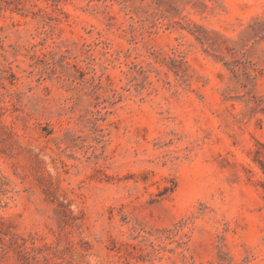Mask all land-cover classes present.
<instances>
[{
    "label": "rangeland",
    "instance_id": "374dc122",
    "mask_svg": "<svg viewBox=\"0 0 264 264\" xmlns=\"http://www.w3.org/2000/svg\"><path fill=\"white\" fill-rule=\"evenodd\" d=\"M0 10V264H264V0Z\"/></svg>",
    "mask_w": 264,
    "mask_h": 264
},
{
    "label": "trees",
    "instance_id": "16d2710c",
    "mask_svg": "<svg viewBox=\"0 0 264 264\" xmlns=\"http://www.w3.org/2000/svg\"><path fill=\"white\" fill-rule=\"evenodd\" d=\"M18 2L16 3L15 0H0V10H2L3 8L7 7V6H11L13 5L14 8L18 7Z\"/></svg>",
    "mask_w": 264,
    "mask_h": 264
}]
</instances>
